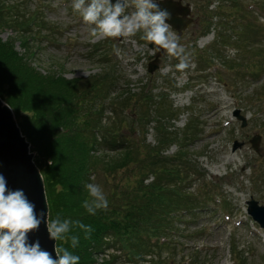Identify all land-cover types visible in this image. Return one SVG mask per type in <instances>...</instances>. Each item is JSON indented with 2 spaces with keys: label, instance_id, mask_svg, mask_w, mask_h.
<instances>
[{
  "label": "rangeland",
  "instance_id": "1",
  "mask_svg": "<svg viewBox=\"0 0 264 264\" xmlns=\"http://www.w3.org/2000/svg\"><path fill=\"white\" fill-rule=\"evenodd\" d=\"M181 1L189 4L193 20L181 33L174 28L170 31L179 36L190 55V67L183 72L175 67L179 58L148 41L141 43L138 33L131 37L91 36L94 26L87 25L73 10V0H6L7 5L20 3L21 14L30 19L26 24L30 33L24 31L26 25L22 29L0 26V40L11 42L20 58L45 79L53 76L59 85L65 86L60 79L86 80L113 63L117 84L112 86L110 96L101 100V111L108 117L112 111L130 117V112H149L163 99L167 111L175 115V119L168 117L163 123L180 137L190 119L197 118L199 137H173L163 154L172 156L184 146L187 157L181 159L182 166L189 168L192 178L186 183V191L193 202L201 201L207 210L203 216L186 214L176 222L180 229L170 234V249L151 253L147 259L162 256L167 264H264V228L247 212L251 197L264 205V0ZM134 10L129 0L126 14ZM223 40L241 46L240 50L225 46ZM157 54L160 61L153 62ZM101 58L109 64L103 65ZM231 61L236 69H229ZM150 63L158 66L152 73L148 71ZM142 91L153 96L150 105L139 102ZM127 92L133 99L124 109L119 96ZM236 112L245 118V126ZM14 116L18 123L16 112ZM112 121L103 119L101 125L111 127ZM138 126L131 119L124 120L116 133L109 132L110 128L106 133H114L119 140L129 138L144 151L156 145L155 121L151 118L146 126H139L140 130ZM134 129V133L130 131ZM254 138H259L257 148L252 143ZM236 141L242 145L233 149ZM31 152L39 156L38 151ZM94 154H101L98 158L104 156L106 162L95 164L97 170L89 175L90 183L101 185L106 195L110 188L122 191L128 173L116 161L125 158L127 152L106 149ZM152 180L151 176L147 183ZM109 247L107 253H96L95 264H125L128 258L119 243Z\"/></svg>",
  "mask_w": 264,
  "mask_h": 264
},
{
  "label": "trees",
  "instance_id": "2",
  "mask_svg": "<svg viewBox=\"0 0 264 264\" xmlns=\"http://www.w3.org/2000/svg\"><path fill=\"white\" fill-rule=\"evenodd\" d=\"M19 4L7 5L6 0H0V26L22 29L30 23V19L21 14ZM24 31L30 33V27L27 26ZM142 36L139 32L137 39L146 43ZM223 44L231 46L226 40ZM231 47L240 50L241 46ZM99 60L103 65L109 64V60ZM111 64L86 80L71 82L60 79L65 86L59 85L54 83L53 76L45 79L20 58L11 48V42L0 40V96L18 114V125L30 142L31 150L38 151L39 156H35L34 160L45 182L48 219L59 215L61 219L79 220L93 229L87 238L80 229L70 233L79 235L78 247L71 248L68 239L57 240V247L68 248L78 255L79 264H95L96 253L104 252L110 248L108 244L117 242L127 255L125 264H167L169 261L162 256L158 259H147L146 256L154 252L162 254L170 249V234L180 229V225L175 223L182 221L186 214L203 216L202 212L207 208L200 204L201 201L197 204L193 202L189 191H186V183L192 178L187 171L189 168L182 166L181 159L187 157L184 156V146H180L178 153L172 156L164 155L163 151L173 137L180 140L185 134V139L196 140L201 134L198 130L200 123L197 118H191L183 137L174 135L163 121L168 117L173 120L175 115L167 111L168 104L162 98L149 112L137 115L129 111L131 115L133 113L130 117L112 111V117L106 116L101 111L104 107L101 100L109 97L112 86L117 84ZM228 66L229 69H236L232 61ZM129 94H121L120 103L131 104L133 96L131 98ZM148 96L142 91L139 102L146 101L150 105L154 98L151 94L150 98ZM125 106L121 107L125 109ZM129 118L139 126H146L152 118L158 131L156 145L147 146L148 150L145 148L144 151L141 145L129 138L119 140L114 133L120 130L121 122L130 121ZM103 119H113L112 126L102 127ZM160 127L164 130L161 131ZM109 128V132H114L110 136L106 133ZM100 135L102 138L99 140ZM106 149L127 152L125 158L121 157L116 162L120 163L119 168L126 169L128 181L120 192L117 187L110 188L107 210H98L95 215H90L82 206L85 199H90L85 185L90 183L89 175L97 170L95 164L106 162L104 156L98 158L101 154L94 153H102ZM106 165L112 166L111 163ZM194 167L192 165L191 168ZM151 176L153 180L147 183Z\"/></svg>",
  "mask_w": 264,
  "mask_h": 264
},
{
  "label": "clouds",
  "instance_id": "3",
  "mask_svg": "<svg viewBox=\"0 0 264 264\" xmlns=\"http://www.w3.org/2000/svg\"><path fill=\"white\" fill-rule=\"evenodd\" d=\"M134 11L126 14L129 0H73V10L81 14L83 21L91 27L90 35L104 38L131 37L143 32L142 39L151 45L164 49L170 56L179 58L175 65L183 72L190 67V55L179 42V36L171 25L166 23L171 14L161 9L155 0H132ZM90 199H85L83 207L90 215L98 210H107L109 200L99 184L85 185ZM35 204L26 196L23 189L15 191L7 188V181L0 175V264H79L80 257L68 248L54 246L57 258L41 248L39 241L28 242V234L38 230L42 222L46 223L49 239L70 240L71 248L79 245V235H70L74 229H80L89 235L93 229L79 220L45 219L38 216Z\"/></svg>",
  "mask_w": 264,
  "mask_h": 264
},
{
  "label": "water",
  "instance_id": "4",
  "mask_svg": "<svg viewBox=\"0 0 264 264\" xmlns=\"http://www.w3.org/2000/svg\"><path fill=\"white\" fill-rule=\"evenodd\" d=\"M115 3V0H111ZM161 9H166L171 18L166 21L179 33L185 30L192 22L191 8L189 4H183L181 0H160L155 1ZM158 54L153 62H159ZM152 58V55L150 56ZM158 66L150 63L148 71L154 72ZM236 116L243 120L242 126L246 125L245 118L238 112ZM259 138H254L252 143L257 148ZM242 143L236 141L233 149L240 147ZM31 145L21 131L12 108L0 97V175L7 181V188L10 190L23 189L28 199L35 204V212L49 217V204L46 194L45 182L39 167L35 163L34 153L31 152ZM247 212L254 221L264 228V205H260L257 200L251 197L247 201ZM39 241L43 250L57 258L54 246L57 241L49 239L46 223L42 222L38 230H33L28 234V242Z\"/></svg>",
  "mask_w": 264,
  "mask_h": 264
}]
</instances>
